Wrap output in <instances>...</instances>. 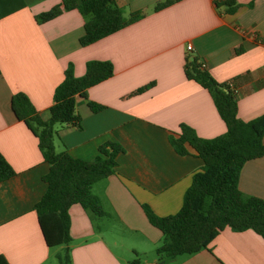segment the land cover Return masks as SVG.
Wrapping results in <instances>:
<instances>
[{"label":"crops","instance_id":"crops-1","mask_svg":"<svg viewBox=\"0 0 264 264\" xmlns=\"http://www.w3.org/2000/svg\"><path fill=\"white\" fill-rule=\"evenodd\" d=\"M116 1L125 15L144 16L86 46L80 43L83 14L66 9L63 0H25L26 6L0 18V152L15 171L0 182V254L10 264H60L59 255L68 250L67 264H264V238L230 227L208 248L163 262L156 252L163 233L143 207L160 216L178 212L204 165L193 149L181 154L173 146L171 135L181 123L205 138L227 130L210 91L187 77V56L206 63L217 81L233 82L240 118L264 113V0H237L240 7L232 13L215 0H176L160 10L155 7L165 0ZM55 7L57 16L39 21L37 15ZM92 59L111 61L114 74L77 98L80 124L57 127L56 150L93 159L101 145L114 141L123 151L115 172L92 187L106 215L73 204L69 249L50 247L35 210L50 164L12 99L26 94L48 120L69 64L81 76ZM90 102L103 108L96 111ZM239 188L264 199V156L244 164Z\"/></svg>","mask_w":264,"mask_h":264},{"label":"trees","instance_id":"trees-1","mask_svg":"<svg viewBox=\"0 0 264 264\" xmlns=\"http://www.w3.org/2000/svg\"><path fill=\"white\" fill-rule=\"evenodd\" d=\"M174 1L160 2L155 10L167 7ZM215 1L219 8L228 13L240 7L237 0ZM63 4L66 9H79L85 18V30L80 37L83 46L123 29L144 16L139 12L125 15L116 0H63ZM24 6L25 0H0V18ZM59 12L60 9L55 7L40 13L37 18L39 21L50 20ZM185 72L189 79L196 80L210 91L227 130L216 137L205 138L199 136L191 125L181 123L179 131L171 135V142L179 153L187 154L193 149L203 158L204 165L193 174L178 212L160 216L148 204L143 205L149 221L163 233V241L156 249L163 262L208 248L226 227L235 231L252 229L264 238V199L239 188L244 164L264 156V113L251 120L240 118L233 82L217 81L196 56H187ZM113 74L114 66L109 60H89L86 72L81 76H76L73 65L69 64L63 81L55 89L48 120L41 117L26 94L13 96L12 107L17 118L25 121L38 136L40 149L50 164V170L44 176L47 189L35 206L43 235L50 247L66 245L69 249L73 240L69 209L73 204L80 203L99 216L106 215L102 201L93 193L92 187L115 172L116 157L123 147L109 141L100 146L95 158H76L67 149L57 151L55 137L59 125L80 124L77 98H86L90 87ZM152 85L150 83L136 92H143ZM90 105L96 111L103 108L93 102ZM14 173L0 152V182ZM68 251L59 255L60 264L70 261ZM0 264H10L3 254H0ZM132 264H139V261L135 260Z\"/></svg>","mask_w":264,"mask_h":264},{"label":"built area","instance_id":"built-area-1","mask_svg":"<svg viewBox=\"0 0 264 264\" xmlns=\"http://www.w3.org/2000/svg\"><path fill=\"white\" fill-rule=\"evenodd\" d=\"M192 49H193V45H192V43H188V44H187V50H188V51H191ZM200 62H201V64H202V66L206 68V63H204V62H202V61H200ZM231 83H232V82H231Z\"/></svg>","mask_w":264,"mask_h":264}]
</instances>
